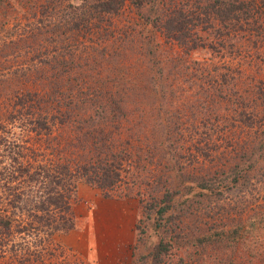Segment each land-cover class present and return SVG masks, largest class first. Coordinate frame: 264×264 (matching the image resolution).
Segmentation results:
<instances>
[{"label":"trees","instance_id":"1","mask_svg":"<svg viewBox=\"0 0 264 264\" xmlns=\"http://www.w3.org/2000/svg\"><path fill=\"white\" fill-rule=\"evenodd\" d=\"M263 70L264 0H0V261L76 227L81 181L142 197L160 264L264 261ZM201 153L215 171L184 165Z\"/></svg>","mask_w":264,"mask_h":264},{"label":"rangeland","instance_id":"2","mask_svg":"<svg viewBox=\"0 0 264 264\" xmlns=\"http://www.w3.org/2000/svg\"><path fill=\"white\" fill-rule=\"evenodd\" d=\"M125 16L128 15L125 14ZM254 38L251 36L248 39ZM163 41L166 42L165 38ZM244 41L245 38L238 44L243 48L251 49L253 43L251 41V44L248 41L244 43ZM165 44L167 45L169 42ZM177 48L182 50V47L176 45L175 49ZM214 54V51L210 48L198 47L190 52L188 60L195 65H202L203 62H214L212 61L213 58H216V54ZM43 58L46 59L45 56ZM54 63L55 60H53L52 65ZM195 91L196 89L193 88V99L197 97ZM178 100L183 102L184 98H179ZM194 110L196 114L199 111L197 107ZM192 121V123H188L185 126L197 127L201 131L202 128H205L203 125H207V123L202 121L201 114H198ZM211 123L209 122L208 126L210 124V126L219 125L215 121H211ZM219 134L221 135V132ZM212 137L215 142L222 144L215 151V155L218 157L219 155H225V142L221 140L218 133H213ZM185 138L190 140L189 144L192 147L203 143L200 142V134L190 137L186 132ZM200 157L195 161H191L192 163H188L190 162L188 159L184 162V165L189 171L196 170V173H200L205 169L213 172L218 168V164L215 163L217 162L216 159L212 161L209 157H204L202 153ZM257 177L258 179L261 178L260 175ZM252 183L249 186V188L252 187V190H254L251 194L252 198H255V195L253 196L254 193L261 192L264 194V180L255 179L253 184L256 187ZM153 191L150 189V193H154ZM195 191L199 190L196 189ZM75 197L74 209L78 217L76 227L69 231L57 232L53 240L50 241L52 243L51 247L50 245H48V248L46 247L45 257L42 260L36 259L35 264H160L153 259L154 249L160 240V232L158 231V227H156L154 214L147 216V209L144 207L146 203L142 201L141 196L135 194L124 196L117 193H114V196H107L98 187L81 181L78 184ZM255 202H257L256 198L252 203ZM194 205L200 206V204ZM208 211L207 207L202 209L203 214H206ZM176 214L173 213V215ZM197 214L199 213L197 212ZM205 214L203 218L207 219L208 224H210L209 221L213 220L214 215L211 218ZM218 215L222 216V214ZM220 216L216 215L215 217ZM197 222L198 217L195 216L193 220L190 218L188 224H195ZM177 227H184V225L181 222ZM177 259L174 256V261L171 264H175ZM195 263L193 261V264ZM260 263L264 264L261 258L253 262V264ZM0 264H3L2 261H0Z\"/></svg>","mask_w":264,"mask_h":264}]
</instances>
